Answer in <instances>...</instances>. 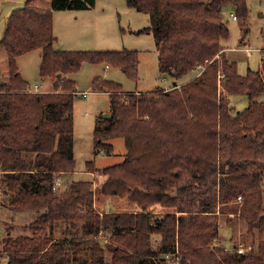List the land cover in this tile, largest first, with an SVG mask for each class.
<instances>
[{
  "label": "trees",
  "instance_id": "trees-1",
  "mask_svg": "<svg viewBox=\"0 0 264 264\" xmlns=\"http://www.w3.org/2000/svg\"><path fill=\"white\" fill-rule=\"evenodd\" d=\"M39 1L15 8L0 39L9 66L0 82V264H161L167 256L176 264H264V73L239 75L223 44L230 34L224 6L232 4L245 24L247 0H127L150 15L145 30L153 32L161 73L201 72L126 98L120 83L95 79L93 88L112 98L111 117L96 118L94 152L112 154L118 136L127 149L119 163H86L104 176L99 193L127 202L120 209L115 200L109 210L96 207L93 180L54 189L76 167L77 89L32 90L18 57L40 48L42 80L82 58L118 66L136 80L139 52L56 49L54 11L90 9L96 0H51L49 7ZM231 94L247 95V107L234 112ZM28 213L35 214L22 226L29 234L1 227ZM231 214L246 222L243 252L233 234L229 246L214 242L220 220Z\"/></svg>",
  "mask_w": 264,
  "mask_h": 264
},
{
  "label": "rangeland",
  "instance_id": "rangeland-1",
  "mask_svg": "<svg viewBox=\"0 0 264 264\" xmlns=\"http://www.w3.org/2000/svg\"><path fill=\"white\" fill-rule=\"evenodd\" d=\"M51 0H42L41 6H50ZM27 0H0V39L3 35L7 18L18 7L23 6ZM36 2H40L36 0ZM249 16L245 24L240 19H234V6H224V17L228 21L230 34L223 41L225 56L236 63L237 72L246 76L250 71L262 70V50H264V0H247ZM59 12H63L59 11ZM72 14H80L78 20L72 19L74 27L65 24L67 18L55 17L54 31L56 49H66L80 52H96L105 50L136 49L139 52L138 79L131 78L120 67L107 64L106 62H93L82 58L79 66L70 71L64 70L54 73L46 80H42L39 74L42 61L41 49H34L18 57V66L24 78L35 89L39 84L40 90L52 91L53 89L66 90L77 89L74 101V152L76 158L75 170L62 177V188L69 186L74 179H90L95 183V203L98 209L109 210L115 206V200L119 201L120 209H126L125 199H116L99 193V188L104 176L87 170L86 163L93 160L95 166L103 167L121 162L127 151L122 136L111 139L114 145L112 154L94 152V129L96 118L106 112H110L111 93L97 91L93 88L96 78H103L120 83L123 88V98L128 92L148 91L156 86L171 88L175 82L181 84L196 77L201 69L196 68L180 77H174L168 73H161L158 62L156 41L151 30H145L151 25L150 15L128 5L127 0H96L94 7L86 10H73ZM71 14V13H70ZM84 14V15H83ZM83 20V21H81ZM243 25L248 27V34L244 33ZM9 77L8 54L0 43V82H5ZM64 77L63 83L55 84V79ZM86 96H82L81 93ZM264 99V92L260 96ZM230 107L234 112L247 107L249 99L244 94H231L229 96ZM131 208L135 205L131 204ZM107 207V208H105ZM126 207V208H125ZM157 209V208H156ZM160 207L158 211H162ZM230 221L226 216L221 221L222 235L214 240L229 246V236L233 234L239 246L243 245L244 237L241 235L246 229V222L234 214L230 215ZM25 221L16 218V221L5 222L2 228L11 226L12 234H29L23 229V223L29 224L35 219V214L24 215ZM223 217V216H222ZM5 219L10 217L4 215ZM15 222V223H14ZM8 225V226H7ZM4 230H1L4 232ZM248 243L251 239L246 240ZM110 254L108 258H110ZM161 264H176L172 256H167V261Z\"/></svg>",
  "mask_w": 264,
  "mask_h": 264
},
{
  "label": "crops",
  "instance_id": "crops-1",
  "mask_svg": "<svg viewBox=\"0 0 264 264\" xmlns=\"http://www.w3.org/2000/svg\"><path fill=\"white\" fill-rule=\"evenodd\" d=\"M59 11H62V10H56V11H54V18L55 17H59L60 18V20H61V18H67L68 20L66 21V23L65 24H68L69 23V25H70V30H72V28L74 27V25H73V23L71 22V20L72 19H74V20H78V18H79V15L80 14H72V13H75V12H71V11H73V10H63V12H59ZM71 13V14H70ZM84 15V14H83ZM81 21H83V20H81ZM54 23H55V19H54ZM54 29H55V27H54ZM55 32V31H54ZM58 74H60V73H58ZM175 84V83H174ZM179 84V83H178ZM53 90H55V89H53ZM97 207V206H96ZM105 208H107V207H105ZM112 208V207H111ZM3 215H7V216H10L11 215V212L8 210V209H6V208H3Z\"/></svg>",
  "mask_w": 264,
  "mask_h": 264
},
{
  "label": "built area",
  "instance_id": "built-area-1",
  "mask_svg": "<svg viewBox=\"0 0 264 264\" xmlns=\"http://www.w3.org/2000/svg\"><path fill=\"white\" fill-rule=\"evenodd\" d=\"M232 17L234 18V19H237V15L235 14V13H232ZM63 81H64V77L63 78H61V79H59V78H57L56 80H55V84H60V83H63ZM39 84H36L35 85V89H33L31 86H30V88L32 89V90H37V89H39ZM82 94V96H86V94L83 92V93H81ZM63 184H62V178H57L56 179V181H55V184H54V189H58V188H61V186H62ZM238 251L239 252H243V248L242 247H240L239 249H238Z\"/></svg>",
  "mask_w": 264,
  "mask_h": 264
},
{
  "label": "water",
  "instance_id": "water-1",
  "mask_svg": "<svg viewBox=\"0 0 264 264\" xmlns=\"http://www.w3.org/2000/svg\"><path fill=\"white\" fill-rule=\"evenodd\" d=\"M103 117H104V118H110V117H111L110 112H106V113H104V114H103Z\"/></svg>",
  "mask_w": 264,
  "mask_h": 264
}]
</instances>
